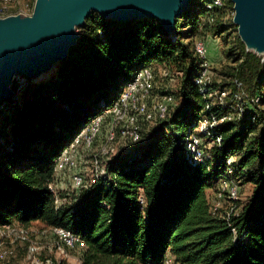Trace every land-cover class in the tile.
<instances>
[{"label": "trees", "instance_id": "1", "mask_svg": "<svg viewBox=\"0 0 264 264\" xmlns=\"http://www.w3.org/2000/svg\"><path fill=\"white\" fill-rule=\"evenodd\" d=\"M208 1L194 0L173 32L155 18L122 22L93 12L67 59L38 78H15L14 98L0 103V225L69 229L86 243L82 264H163L167 255L177 264H264V62L247 50L233 16L225 19L233 2L225 0L210 23ZM232 28L235 41L219 70L224 80L213 86L258 94L260 105L219 124L221 144L194 163L189 134L211 113L233 110L207 109L209 98L195 83L202 60L194 41ZM151 64L177 73L178 104L107 162L106 177L78 195L60 192L65 201L57 206L56 160ZM230 158L233 177L253 191L227 220L226 209L212 212L209 191L216 193Z\"/></svg>", "mask_w": 264, "mask_h": 264}, {"label": "built area", "instance_id": "2", "mask_svg": "<svg viewBox=\"0 0 264 264\" xmlns=\"http://www.w3.org/2000/svg\"><path fill=\"white\" fill-rule=\"evenodd\" d=\"M15 1L17 0H2L0 17L18 13L30 15L33 12L34 7L30 4H25L14 10L13 3ZM205 6L208 11L207 21L213 23L216 20V12L224 8L225 0H209ZM231 16H234V11H229L225 19L228 20ZM194 49L202 60L195 83L205 97L209 98L207 109L209 110L214 105H230L233 109L221 116L211 113L200 120L189 134L187 138L189 160L194 163H205L209 157L208 149L222 142L221 135L215 133L216 127L226 120L242 117L248 112L249 106L260 105L261 96L258 94L249 96L242 89L233 91L229 88L214 87L213 67L208 58L209 48L206 40L196 38ZM262 62H264V54L262 55ZM159 75L163 80L176 78L175 72L167 67H161ZM24 79L23 76H17L18 82H22ZM156 79L157 73L151 66L139 69L132 81L124 87L117 101L104 113L96 116L64 149L56 160L55 179L51 184V188L56 194L55 203L57 206L65 201L55 189L59 175L68 168L76 170L78 162L74 153L81 146L89 149L93 147L107 123L109 128L105 144L98 152L91 154V178L87 180L84 174L74 171L71 178L73 186L71 193L78 195L82 189L107 176V162L118 151L114 142L119 136L131 144L139 142L143 132L158 126L162 120L167 118L171 109L176 107L178 101L175 94L160 91L162 94L156 95L160 93L156 88ZM238 85L241 86V83L239 82ZM233 160L230 158L227 161L228 170L220 181L211 202L214 214H221V210L226 209L221 216L227 220L236 213V202L240 199L239 180L233 177ZM233 230L235 231V229ZM85 247L86 243L80 235L63 227L25 226L16 222L0 225V264H61L63 260L61 258L55 262L52 258L43 257L49 248H55L56 252L64 259L70 257V252H77L79 264H82L81 253ZM21 249L26 252L24 257L19 260L17 257ZM173 263L174 258L171 255L166 256L163 262V264Z\"/></svg>", "mask_w": 264, "mask_h": 264}, {"label": "water", "instance_id": "3", "mask_svg": "<svg viewBox=\"0 0 264 264\" xmlns=\"http://www.w3.org/2000/svg\"><path fill=\"white\" fill-rule=\"evenodd\" d=\"M194 0H35L33 12L0 17V103L17 76L38 78L68 58L93 12L122 22L155 18L169 32ZM247 50L264 54V0H231Z\"/></svg>", "mask_w": 264, "mask_h": 264}, {"label": "rangeland", "instance_id": "4", "mask_svg": "<svg viewBox=\"0 0 264 264\" xmlns=\"http://www.w3.org/2000/svg\"><path fill=\"white\" fill-rule=\"evenodd\" d=\"M25 4H30L31 6L34 7L35 0H17L13 3V9L14 10L16 8L18 9L19 7L24 6ZM1 6H2V0H0V9H1ZM237 32H238V30H237ZM237 32L235 31L234 28H232L229 30V32H224L220 35H217L220 50L222 51L224 57L226 58L225 62H228V60H229V59H227L226 52H227V50H229V48L231 46H233L234 41H235V35ZM207 36L208 35L203 36V39H205ZM212 36L214 39L216 38L215 34H212ZM258 56L262 60V55H258ZM224 63H222L219 67H217L215 69H214V67L212 68L213 79L217 82L218 81L221 82L222 80H224L222 75L220 74V71H219L221 66ZM150 66L157 73V79H156V86L157 87L156 88H157V90H159V92L163 91V92H171L173 94H176L179 91L180 80H179L178 76L176 75V73H175V76H176L175 79L163 80L159 75L160 70H161V66H159L157 64H151ZM242 90H244V89L242 88ZM161 94L162 93L160 92L156 95H161ZM108 128H109V124L107 123L105 125L101 135L99 136V138H97V141L95 142L93 147H91L89 149V148H86L85 146H81L74 153V157L78 162V167L76 168V170L73 168H68L67 170H65L64 172H62L59 175V183L55 186V189L59 193L65 192L68 194L70 192H73V186H72V179L71 178H72V173L74 171H79L80 173L84 174V176L86 177L87 180L91 178V173H92V166H91V162H90L91 154L98 152V150H100L101 147L105 144L106 134L108 132ZM131 145L132 144L130 142H128L126 139L120 138V136L114 142L115 148L118 149L117 153L132 147ZM239 187H240L239 196H240L241 201L244 202L251 195V193L253 191V185L250 183H243V181L241 179H239ZM211 192H213V191H211ZM213 197H214V193L210 194L211 200L213 199ZM36 226H38V225H36ZM25 252L26 251L24 249H21L18 252L17 259H19V260L22 259L25 255ZM43 257L52 258L55 262H56V260H59L61 258V260L63 259L61 261V264H79V260H78L79 256H78L77 252H70V257L64 259L62 256L59 255V253L56 252L55 248H49L43 254ZM171 257H173V256L171 255ZM173 264H177V263H173Z\"/></svg>", "mask_w": 264, "mask_h": 264}, {"label": "crops", "instance_id": "5", "mask_svg": "<svg viewBox=\"0 0 264 264\" xmlns=\"http://www.w3.org/2000/svg\"><path fill=\"white\" fill-rule=\"evenodd\" d=\"M207 35L208 36L205 38V40L209 48L208 58L212 64V67L217 68L226 61V58L224 57L222 51L220 50L217 36L214 39L211 33H208ZM58 183H59V179H58ZM212 193L213 192L209 191V195Z\"/></svg>", "mask_w": 264, "mask_h": 264}]
</instances>
